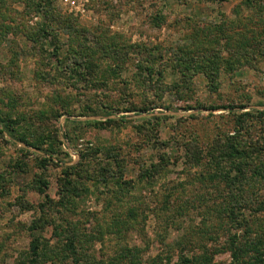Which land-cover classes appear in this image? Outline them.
Returning a JSON list of instances; mask_svg holds the SVG:
<instances>
[{
	"label": "rangeland",
	"instance_id": "obj_1",
	"mask_svg": "<svg viewBox=\"0 0 264 264\" xmlns=\"http://www.w3.org/2000/svg\"><path fill=\"white\" fill-rule=\"evenodd\" d=\"M242 1L0 0V116L19 119L16 134L37 137L41 126L64 140L49 161L0 132V177L7 180L0 186V264H30L34 235L55 248L58 222L90 264H183L181 254L192 258L188 264L253 263L263 249L264 175L254 199L261 210L248 207L249 226H238L227 213L241 196L212 180L222 169L192 166L185 156L190 141L209 147L233 131L225 106L264 110V57L233 71L226 64L224 32L256 20ZM72 21L88 31L70 36ZM74 52L91 54L84 75L65 64ZM136 104L150 112L132 110ZM56 112L64 114L56 119ZM108 117L118 120L95 123ZM147 118L167 145L149 138ZM255 123L262 135L264 123ZM164 152L169 161L160 174L142 177ZM69 165H77L71 179L78 190L64 188ZM117 165L120 181L101 176ZM40 180L48 183L43 191ZM47 196L65 197L63 219L57 208H41ZM48 252L36 264L71 263H55Z\"/></svg>",
	"mask_w": 264,
	"mask_h": 264
},
{
	"label": "trees",
	"instance_id": "obj_2",
	"mask_svg": "<svg viewBox=\"0 0 264 264\" xmlns=\"http://www.w3.org/2000/svg\"><path fill=\"white\" fill-rule=\"evenodd\" d=\"M38 4L43 5L40 2ZM241 4V6L246 5L247 8L251 7L255 9V14L257 15L255 17V23L249 24L247 22H243L244 25H242L241 28L239 27V30H232L231 32H228V30H226V32H224L225 34H223V36L221 37L222 39H224L227 50H229L230 57L227 56L228 60L226 64L228 65V67L230 66V69L232 71L241 68L245 64L254 65V61L257 60L259 56L264 57V0H243ZM164 19L165 18L163 15H157V21L164 22ZM236 23L238 24V21ZM248 24L252 27L248 26ZM66 29L67 33L73 37H76L80 32L88 31L85 26L81 25L80 23L77 24V22L73 23V21L66 27ZM220 29L224 31L222 27H220ZM218 41H220V38H218ZM209 46L210 44L205 47ZM73 54L74 55L70 57L71 59L69 61H66V66L73 68V72L76 75H84V69L91 67V54L86 57L78 55L76 52H74ZM196 71H199L198 68H196ZM213 71H217V69H213ZM207 72H209L207 73L209 76L212 74V71L210 73V71L207 70ZM149 73H151V70L149 71ZM219 107H212V109ZM224 108H226L232 115L233 131L231 133L228 132L225 135H219L217 136V138H213V142L209 147H204L203 141H190L186 144L189 147L185 152V156L187 161H189V164L192 166L215 163L217 164L216 166L218 167V169H222L223 172H221L220 175L217 174L218 172L214 174V178L212 179L214 180L213 182H225V186L230 188V193L236 195V192L238 191V195L241 196L237 197L239 200V206H232L229 213H227V217L232 219L234 225L237 223L238 226H249L247 219H245L246 212H244V210L248 209V207L250 206L256 205L257 211H259L261 210L263 204H255L254 199L256 200L260 195L258 192L260 186L258 181L259 177L264 175V129L262 130V135L261 130L259 131L260 133L255 134V129L257 128L255 122L260 121L259 124L264 123V110L251 108L246 111L238 112L237 108L243 110L244 108H246L245 104H229ZM131 109L132 107L127 110ZM132 110H140L142 111V113L150 112V109L146 105L136 104ZM55 114L56 119H58L64 113L56 112ZM107 116H110V114H107ZM7 118L0 116L1 133L6 134V132H9L10 135L15 136V138H17L19 141L47 154L50 158L47 159V157H44L43 159L45 160L52 161L54 160L53 158H55V156L59 154V150H57L56 144L57 146L59 144H62L64 142L62 138H59L57 136L55 138L54 136H50L47 133L45 134L43 131H41V126L39 127V134L37 137H34L33 134L31 136L32 138H29L25 134H16L14 132L13 124L18 125L20 122L19 119H11L10 117ZM117 120L118 119L116 118L108 117L105 121H96L95 123H115L117 122ZM147 120V129L149 130L147 133H149V138L153 141L154 144L167 145L169 141L162 140L158 135L155 124L151 123L148 118ZM69 134L70 133L68 131L65 132V136L68 139ZM258 134L261 135L262 139H260ZM46 143L48 145H45ZM166 154V152H164L163 154H159L158 159L155 162L152 161L148 165V167H145L143 169L141 168V176L147 178V176L160 174L161 170L169 161V158ZM76 167L77 165H69L66 167L65 177L63 178V183L65 184L64 188L69 183H71L72 187L70 188H73L75 190L79 189L78 183L74 182L73 179H71L72 170L74 171ZM114 168L115 169H113L112 167H105V173H101V176H112L120 181L122 174L119 173V175H117L120 165H117V167ZM40 181L42 185H39L38 188L40 189V191H43V186H47L48 183L44 180ZM251 181H253L254 184H251L252 189L250 195L247 192V185H249V182ZM6 182V177L2 175L0 177V186L5 185ZM46 198V201L41 204V208H44L43 210L49 209L50 207L57 208V212L62 216L63 219L65 216L62 204L65 197L61 196L59 200L51 199L48 196ZM35 226H37L36 223L31 225L29 229H34ZM262 232L264 234V231ZM55 234L57 236L55 248L53 245L49 244V241L47 240L48 238L45 239L43 236L34 235L33 239L30 241V264H36L39 259L42 258V255L45 251L46 253L49 251V258L55 263H58L59 261L60 263L62 261H70V264H90L91 256L90 258H88V255L79 254L78 249L75 248L77 245L76 236L67 234L66 227H63L61 225V222H58V226L55 227ZM257 244L261 245L263 249L258 252L257 258L253 260V263L249 264H264V239L262 238V236H260V239L257 240ZM179 245H181L180 250L184 249L185 245L183 243L180 242ZM233 248V253H235V256L241 263L240 254L236 250L237 247L234 243ZM79 249H81V247ZM180 260L183 264L192 262V258L184 256L183 254H181Z\"/></svg>",
	"mask_w": 264,
	"mask_h": 264
}]
</instances>
